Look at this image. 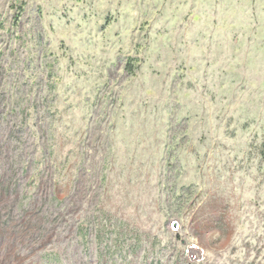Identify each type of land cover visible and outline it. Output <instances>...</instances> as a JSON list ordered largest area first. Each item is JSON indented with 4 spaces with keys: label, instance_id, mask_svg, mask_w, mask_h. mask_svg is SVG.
Masks as SVG:
<instances>
[{
    "label": "rangeland",
    "instance_id": "374dc122",
    "mask_svg": "<svg viewBox=\"0 0 264 264\" xmlns=\"http://www.w3.org/2000/svg\"><path fill=\"white\" fill-rule=\"evenodd\" d=\"M0 264H264V0H0Z\"/></svg>",
    "mask_w": 264,
    "mask_h": 264
},
{
    "label": "built area",
    "instance_id": "2783aa9c",
    "mask_svg": "<svg viewBox=\"0 0 264 264\" xmlns=\"http://www.w3.org/2000/svg\"><path fill=\"white\" fill-rule=\"evenodd\" d=\"M172 224L174 225V228H175V227H176V226H175V223H172ZM177 227H178V226H177ZM177 227H176V228H177Z\"/></svg>",
    "mask_w": 264,
    "mask_h": 264
}]
</instances>
